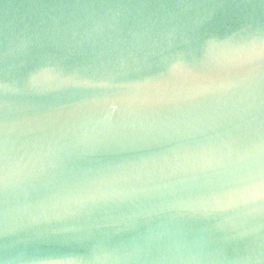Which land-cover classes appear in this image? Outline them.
<instances>
[{
  "label": "water",
  "instance_id": "1",
  "mask_svg": "<svg viewBox=\"0 0 264 264\" xmlns=\"http://www.w3.org/2000/svg\"><path fill=\"white\" fill-rule=\"evenodd\" d=\"M0 264H264V0H0Z\"/></svg>",
  "mask_w": 264,
  "mask_h": 264
}]
</instances>
